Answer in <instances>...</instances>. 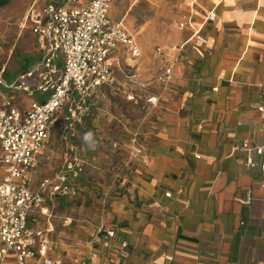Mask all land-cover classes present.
Wrapping results in <instances>:
<instances>
[{
	"label": "crops",
	"instance_id": "0c3cea01",
	"mask_svg": "<svg viewBox=\"0 0 264 264\" xmlns=\"http://www.w3.org/2000/svg\"><path fill=\"white\" fill-rule=\"evenodd\" d=\"M211 10L214 20L204 22ZM183 14L192 15L206 44L187 41L191 28H177ZM134 37L140 56L114 52V80L93 95L75 138L62 141L59 117L37 155L32 189L64 171L77 190L45 195L53 227L48 257L69 264L96 251L98 261L113 264H264V172L245 163L264 156L241 148L264 142L257 111L264 0H185L162 43L147 48L143 36ZM185 41L180 52L171 49ZM165 68L171 73L163 85L157 77ZM124 72H136L145 88ZM149 96L158 103L145 102ZM132 136L148 154L147 165L129 156ZM63 208L69 217L58 213ZM29 225L45 228V218L32 215ZM104 229L115 237L104 239Z\"/></svg>",
	"mask_w": 264,
	"mask_h": 264
},
{
	"label": "built area",
	"instance_id": "2783aa9c",
	"mask_svg": "<svg viewBox=\"0 0 264 264\" xmlns=\"http://www.w3.org/2000/svg\"><path fill=\"white\" fill-rule=\"evenodd\" d=\"M113 0H59L43 5L29 6L25 12L24 24L34 35L38 57L19 73L13 80L2 78L0 87L8 92H20L28 99L25 108L15 106L10 99L0 100V264L12 259L15 264H65L61 259L48 257L53 231L52 209L46 203V194L53 196H75L77 190L66 172L61 171L53 178H46L31 188L33 170L37 155L49 138L50 127L61 113L60 137L69 144L77 133V126L90 111L91 98L104 85L114 80V52L125 48L131 57H139L133 33L122 21H112L108 12ZM215 14L208 12L204 22H212ZM177 28H191L187 41L206 44L200 27L193 24L191 14H183ZM171 46L180 52L184 45ZM162 47L156 46L155 54ZM170 68H165L157 77L160 84L170 79ZM124 76L143 90L144 82L137 79V73L124 72ZM262 91L261 104L258 106L260 118L264 121V83L258 86ZM50 96L37 101V92ZM138 94L128 93L126 98L135 102ZM13 99V98H11ZM158 96H149L145 102L154 106ZM116 146V144H113ZM130 157H139L144 165L149 156L139 144L136 136L128 141ZM241 148L264 156V142L248 147L243 142ZM248 167L258 166L264 172V159H246ZM77 166V171H81ZM170 192H164L170 197ZM38 215L45 218V228H33L29 217ZM66 221V219H65ZM104 239L115 237V231H100ZM122 248L126 243H121ZM98 252L92 251L88 258L73 257L69 264H113L98 261Z\"/></svg>",
	"mask_w": 264,
	"mask_h": 264
},
{
	"label": "rangeland",
	"instance_id": "374dc122",
	"mask_svg": "<svg viewBox=\"0 0 264 264\" xmlns=\"http://www.w3.org/2000/svg\"><path fill=\"white\" fill-rule=\"evenodd\" d=\"M50 1L59 0H11L7 5L0 7V70L4 68L5 77L14 78L38 56L35 37L28 25L24 24V16L29 6H40ZM184 3L185 0H113L109 13L113 19H123L139 42V37L143 36L145 47L153 48L155 44L166 40L175 29ZM50 94V91L37 92L35 99L43 101ZM3 97L10 99L20 109L28 104L27 97L20 92H8L0 87V100ZM59 117L61 113L55 120ZM51 143L56 145L57 138ZM65 211L63 208L58 210V213L64 214ZM65 215L70 216L69 212ZM62 216L61 214L60 218H64Z\"/></svg>",
	"mask_w": 264,
	"mask_h": 264
},
{
	"label": "trees",
	"instance_id": "16d2710c",
	"mask_svg": "<svg viewBox=\"0 0 264 264\" xmlns=\"http://www.w3.org/2000/svg\"><path fill=\"white\" fill-rule=\"evenodd\" d=\"M10 1H11V0H0V7L7 5ZM37 57H38V56H37ZM37 57H36V58H37ZM36 58H35L33 61H35ZM33 61H32V62H33ZM32 62H31V63H32ZM26 68H27V67H26ZM4 73H5V71H4L3 74H2V78H3V80H5L6 82H10L11 80H13V79L18 75V74H17L14 78L10 79V78L5 77V74H4Z\"/></svg>",
	"mask_w": 264,
	"mask_h": 264
},
{
	"label": "clouds",
	"instance_id": "9594fccd",
	"mask_svg": "<svg viewBox=\"0 0 264 264\" xmlns=\"http://www.w3.org/2000/svg\"><path fill=\"white\" fill-rule=\"evenodd\" d=\"M91 136H92V133H87L86 135H85V140H89L90 138H91Z\"/></svg>",
	"mask_w": 264,
	"mask_h": 264
}]
</instances>
